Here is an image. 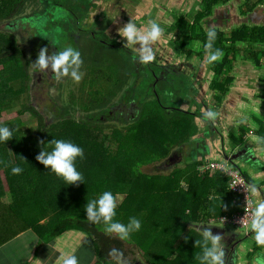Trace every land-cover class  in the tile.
Instances as JSON below:
<instances>
[{
    "label": "trees",
    "instance_id": "trees-1",
    "mask_svg": "<svg viewBox=\"0 0 264 264\" xmlns=\"http://www.w3.org/2000/svg\"><path fill=\"white\" fill-rule=\"evenodd\" d=\"M30 1L0 0V23L20 15ZM222 1L227 0H204L206 11L195 20H191L189 15L179 16L172 24V27L179 30L173 45L177 47L181 44L182 52L186 42L198 37L203 43L200 50L203 49L206 53L203 48L206 35L199 20L203 15L210 14L212 8ZM47 2L65 12V15L58 16L59 23H63L64 19L65 23L75 28L76 25L79 26L80 20H84L76 13L78 8L76 10L74 5L70 11L62 0ZM23 18L31 21L36 16L30 14ZM99 18L92 21L96 23ZM34 22L38 25L36 20ZM197 23L200 24L198 31ZM255 31L254 28L251 33L260 37L261 32ZM102 34L106 35L103 30ZM247 35L245 27H239L231 37L216 31L212 48L222 49L223 56L212 62L213 67L209 70L215 77L209 87L218 88L217 102L232 85L231 79L234 77L228 73L234 67V62L241 57L238 41L245 42ZM75 38L77 39L70 45L79 50L82 60L80 68L82 65L86 67V77L78 86L77 93L70 91V98L54 107L55 118L48 121L45 114L32 104L30 88L35 75L30 73L29 67L41 47L46 48L47 52L48 46L54 45L47 43L50 42L49 39L41 42L37 52L31 54V60L24 53L16 36L0 32V114L19 104L18 115L14 119L0 122L9 125L10 129H16L10 139L0 142V166L6 170L9 185L5 201L2 200L5 192L0 183V245L27 229L38 234L39 245L54 242L68 230L75 229L86 233L93 240L97 258L94 264H110L118 258L126 260L129 252L133 253L134 247L125 248L126 240L119 239L115 233H106L102 222L94 224L88 221L84 209L87 202L98 197L102 191L110 190L116 198V193L122 191L119 188L125 186L127 194L121 205H117L113 220L121 222V215L127 216L130 206L135 204L132 202L139 198L136 210L138 209L137 214L140 216L137 218L143 223V230H146L140 231V237L142 239L147 237L148 232L155 231L154 238L159 241L162 249L163 256H157L160 260L152 264H193V259H198L202 252L203 243L200 237L192 235L190 225H203L209 229L207 217L213 214H231L242 205L228 189L229 176L219 170L214 173H201L198 170L200 157L187 161L184 168H176L173 172L177 173L176 176L173 173L163 174L158 164L150 165L155 160L164 161L172 152L183 155L184 142L201 130L200 127H205L202 121L207 119L203 117L201 109L207 110V101L204 98L198 103L194 97L196 90L192 73L196 75L193 72L195 67L193 71H188L189 68L183 66L182 73L188 81L187 86L185 83L181 87L178 85L176 90L175 84H171L174 80L169 77L171 74L161 73L162 77H159V69L152 70L151 64L156 66L158 61L135 62L132 59L134 54L122 52L120 47L121 54H115L108 49L115 45L109 47L102 42L99 45L105 47V50L101 49V52L94 44V36V42L87 44L86 50H80L78 36ZM70 39L72 40L71 36ZM59 47L63 46L59 44ZM192 49L186 51L187 60L195 54ZM55 51L57 49L52 50V53ZM124 55L130 56L129 62L123 58ZM148 64L150 70L143 66ZM218 79L223 84H219ZM121 91V99L113 104L112 100ZM190 93L192 97L189 96ZM190 104L193 108L187 111L183 105ZM27 112L35 124L24 128L20 115ZM238 129L241 130L239 133L232 129L227 136L232 143L238 144L244 140L248 126L243 123L238 125ZM256 133L264 137V128H258ZM52 139H68L83 148L84 157L77 158L76 166L82 172L84 182L66 184L61 177L36 160L35 157L44 144ZM14 164L19 165L23 171L12 174L10 168ZM144 166H152L154 171L147 172L142 169ZM183 183H186L185 186ZM160 191L168 193L167 196ZM209 192H212L211 198L208 197ZM123 208H127V212L120 214ZM169 225L170 228L167 227ZM186 248L193 250L190 257ZM111 249H118L123 255L110 253ZM256 249L254 244L253 250ZM199 251L201 252L196 255ZM174 253L176 260L171 259Z\"/></svg>",
    "mask_w": 264,
    "mask_h": 264
},
{
    "label": "rangeland",
    "instance_id": "rangeland-1",
    "mask_svg": "<svg viewBox=\"0 0 264 264\" xmlns=\"http://www.w3.org/2000/svg\"><path fill=\"white\" fill-rule=\"evenodd\" d=\"M81 1L85 2V0H62V2H64L66 5H68L70 11L72 10L73 5L78 7L79 4H81ZM93 1H97L96 4L98 3V0H93ZM127 1H129L132 6L129 3L125 2L124 0H123V2H122V0H117L116 1L117 3L115 1H113L111 4L108 2L109 5L107 6V8L103 7L102 8L103 10L100 11L101 13H97L98 10L96 8H90L89 9L90 13L87 15L88 17L86 18V20H82V21L80 20L78 23L79 26L76 25L75 28H72L69 24L64 22V19H63V23H59L60 21L58 19L59 18L58 16L65 15V12L62 9L60 10L57 6L52 7L50 5V2H47V0H31L26 5V8L24 9V11L20 15L14 17V18H10V19L1 21L0 32L11 33L14 36H16L18 38V41H19L21 48L23 49V51L27 55V57H29V59H31L30 58L31 54L37 52L38 46L42 45V44H40L41 42L49 39L50 42H47V43L53 44L54 46H56V47H54L52 45H49L48 46L49 50H47V52H46V54H48V53H52V50H54V49L61 48V47H59V44L63 47L71 46L70 44H73V40L77 39V38H75L76 35L78 36L77 44L80 46V50H86V48L88 47L86 45L87 44L90 45V43L92 41L94 42V40L92 39V36H94V38L96 39L94 44L96 46H98L100 51H101V49L103 51L105 50V49H103L105 47H103L102 45H99V43L102 42V44L109 46V47L111 45L115 44V46L110 47L108 49H110L115 54H121V49L119 48V46L121 45V40H117V39L115 40V39H112L111 37H113L114 33H117L118 29L120 27H122L125 23H127L130 19H132L141 30H144L146 28V26L150 20H155L156 22L160 23L161 27L163 28V32H162L161 37L158 39V41L164 43V42H167V40H170V41H173L175 39L177 40V38H176L177 37L176 36L177 31H171V30L165 28V26L162 25L161 22L162 21L164 22V20H166V22H171V21L174 22L176 16L180 15V13H181V15H186V13H188V15H189L187 7L182 8L184 10L183 12H181V9L178 10L176 8V6L172 7V5H174L176 3V2H174V0H172V1L171 0H127ZM136 1H137V4H136ZM124 2L127 3L126 6L128 8L132 9L131 14H129V15L127 14V12H125V9L123 10L124 5H122V3H124ZM52 3H54V2H52ZM98 4H100V2ZM175 9H177L178 11ZM174 10H175V12L177 11L175 14L176 16L173 14ZM67 12H68V10H67ZM138 13H140V15H139L140 17L135 19V14L137 15ZM30 14H31V16H33V15L36 16V18H33V19L31 18V21L30 20L26 21L23 17H26ZM191 14L192 13H190V15ZM107 15L114 17V20H115L114 23H111L107 19L102 18V17L107 16ZM21 17H22V19H21ZM93 17H95V19L98 17H100V18L98 19V21L96 23H94L93 21L91 23V19ZM62 18H65V17H62ZM35 20L38 22V25H35V22H34ZM30 22L33 24V26ZM35 28H37V30H35ZM102 30L104 32H105V30L107 32H109V36L107 34L103 35ZM115 30H117V32ZM39 32H41L40 35L38 34ZM70 36H71L72 40L70 39ZM82 36H84V37H82ZM100 39H102L103 41ZM115 42H117V46H116ZM191 43H192V41L186 42V44L184 46L185 51H188L192 48H196V46H194V47L191 46V45H194ZM201 43L202 42L198 41V43H197L198 48L201 45ZM176 45H177V43H176ZM137 46H138V44H137ZM162 46H164V45L162 44ZM169 46H170V44H169ZM174 47L176 49H178V48L180 49V50L178 49V53L181 52V44L177 45L178 48L175 45H174ZM128 49H127L128 50L127 53L132 52V54H134V55L138 54V49H136V48L135 49L134 48H131V49L128 48ZM34 50H36V51L34 52ZM160 50L163 51L164 53L167 51L166 48H164V47L160 48ZM196 50H198V49H192V51H195L194 52L195 56L191 57V61L193 62L191 64V67L194 64L193 67L197 66L198 68H200V72L198 69L195 77H192V80L195 82V87L198 88V90H196V92L194 93V97L196 98L198 103L201 102L204 98H206L207 103H209L208 108H211L215 112H217L216 118L214 120H212V122H214V124H215V121L218 120L220 117V120L217 123V125H218L217 127L220 128L219 126L223 123L222 126H224V128L220 129L221 135H218L217 141L219 142L220 141L219 138H221V136L226 135L225 140L228 142L221 143L219 145V147H221V145H223L224 148H228L230 146L234 147V146H236V144L232 143L229 140V138L227 137V135H230V132L232 129L234 131L237 130V127L239 125V123H237V122H238L240 116L249 115V111H247V110H250L251 108H253V106H251V104H250L251 102L249 101V99L245 100V99H247L246 97H244L245 99L243 98V100H241V102H238L236 96H233V94L232 95L226 94L223 99L218 101L219 102L218 103L217 100L212 95L213 89L211 87H208V85L210 83V79L211 80L214 79L215 76L211 75L212 72H210V70H209L212 68L211 64H209V66H208V64L205 61H203V59L207 60V53H204L203 49L199 50L198 52ZM134 55H132V57ZM120 56L122 58V55H120ZM184 56L185 55L182 54L178 58L185 60L186 57H184ZM123 58L125 60H127L128 62L130 60V56H128V55H124ZM161 58H163V57H161ZM35 60L31 61V65L29 67L31 70L30 73L35 75V76H33L32 86L30 88V90L32 91L31 92V100H32V104H34L38 110L43 112L45 114V117L48 119V121H50V120H53L55 118L54 117V107L56 105H62L64 102H66L68 100V98H70V96H69L70 91H74L75 93H77L78 86L80 85V83L82 82L84 77H86V67L84 65H82V67L79 68V71L81 73V79L78 82L73 81L69 76H64V77H61L59 80H57L54 78V73L52 76L50 69L46 70V71L38 70L36 68V65L33 63ZM154 64H155V62H154ZM95 65H98V64L96 63ZM143 66H145L149 70L152 68L153 71L154 70L156 71L159 69V77H162L161 73H164V72L160 71L163 68V66H161L159 64H156V66L151 64V68H150L149 64L143 65ZM137 67H140V66H137ZM182 68L183 67H181V69ZM39 76L41 78H38ZM179 76H180V78H177L174 75L169 76V77H172L174 79L173 81H171L172 82L171 84L172 85L175 84L174 88L176 90H178V88H177L178 85H180V87H181L185 83V86H187V81L184 79L185 75H183L181 73V75H179ZM37 80L40 82V84H38V86L36 87ZM218 80H219V84H223V82H221L222 81L221 79H218ZM146 81H148V80H146ZM231 82L233 83L232 79H231ZM200 83H202V84H200ZM168 85H170V84H168ZM229 90L231 91V89L228 88V91ZM170 92L171 91L169 90L168 93H170ZM258 93H259V91H258ZM122 94H123V92L121 91L120 95H118L116 98H114L112 100V103L113 104L118 103L122 97ZM237 94H239V93H237ZM179 99H180V97H178V100ZM260 99H261V97L259 98V100ZM220 102H221V104H220ZM233 105H236V108H233ZM121 106H122V104H121ZM124 106H125V104H124ZM183 106H185L184 108H186L187 111L190 110L189 108H191V109L193 108V107H191V104L190 105H183ZM18 108H19V104L15 105V107H13L10 110H3L0 114V122H4V121L14 119L18 115L17 114ZM196 109H197V107H196ZM115 114H117V113H115ZM123 114L126 115L125 112H123ZM229 116H234V117L228 118ZM20 118L24 122V125H23L24 128L32 126V125L34 126V124H35V121H33V119H31L28 112L20 115ZM114 120L117 122L120 121V119H114ZM227 122H229L231 125L229 126ZM205 123H207V120H205V121L203 120V124H205ZM258 123L260 124V120H258ZM231 126H234V127L231 128ZM214 128L215 127H213V130H214ZM200 129H201L200 133L197 132V134H202L204 130H207V132L209 134L208 137H206V135H207L206 133L203 134L204 137H206V139H207L206 142H204V145L205 146L211 145V140L213 139V136H212L211 131L210 132L208 131V125L206 124L204 128L200 127ZM199 139L201 142V138H199ZM247 141L248 140H247V136H246L245 143ZM244 144H239L238 146H241ZM195 153H196V147L190 148L189 153H188V150L186 149V147H184L183 152H182L183 155H181L182 158L180 157L179 154H178V157L177 156L175 157V155H172V158L170 159V162H169L168 157L171 156V154H170L164 161L157 162L155 160L150 165H157L158 164L159 165L158 168H159V170H162L163 174H166V175L169 174L170 175L171 173L174 172V170L186 167V165H187L186 162L189 161L190 159H192L194 157ZM196 155H197V153H196ZM183 158L185 159L184 161H182ZM179 159H181V160L179 161ZM212 159L217 160V161H225L224 156H222L220 154H216ZM166 160H168V161L165 162ZM177 163H179V164H177ZM227 163L230 165L229 161H227ZM142 169H144L147 172H153L154 171L152 166H144V167H142ZM241 170L249 173V171L247 169H245L244 167H242ZM176 174L177 173H173V175H175V176H176ZM0 183L3 187V191L5 192V194L2 197V200L6 201L7 198L5 199V197H7V194H8L7 191H8L9 185H8V178L6 177V170L1 166H0ZM185 184L186 183H183V186H185ZM120 189L122 191H119L118 193H116L117 194L116 195L117 205H121L124 196L127 194V188L125 186L119 188V190ZM161 193L165 194V196H167V194H168L165 192H161ZM132 203H135V204L130 206V212L131 213L130 212L127 213V216L121 215L122 216V220H121L122 223H127L129 217H132L134 215H135V217L140 216V214H137L138 209L136 210V207H137L136 205H137V203H139V198L135 199V201ZM125 212H127V208L126 209L123 208L120 210V214L125 213ZM144 224H147V223H144ZM142 225H143V223H141V228L139 229V231L131 233V236L128 239H125L127 242L125 244V248L132 249V247H134V249H133L134 250L133 253L135 254L134 256L137 255V257L141 258V261L144 262L143 264H152V262L156 263L157 260H160L157 258V256H163L161 254L162 249L160 248V243H159V241H157L156 238H154V236H155L154 232L155 231H153L151 233L148 232L146 234L147 237H144L141 239L140 231H142V232L146 231V230L145 231L143 230ZM167 227L170 228L171 225H169ZM229 228H234V227H229ZM240 230L242 233H244V231L246 229L241 228ZM149 231H151V230H149ZM192 235L198 236V237H200V240H203V236H202L201 232H197V231L192 230ZM26 239L28 240V243H29L30 239H31L30 235L29 236L26 235L25 237H23V240H26ZM244 242H245V240H244ZM246 242L251 243L250 238H247ZM247 243H246V245H247ZM197 246H196V248H197ZM247 246H249V245H247ZM86 248H87V246L85 247V249ZM32 249H34V246L32 247ZM186 250L188 253V257H190L193 253V250H190V248H186ZM200 252L201 251L197 252L196 255H198ZM32 254H33V252H32ZM123 262H121V263H123ZM118 263H120L119 260H118ZM111 264H117V262L114 260ZM193 264H200V261L195 257Z\"/></svg>",
    "mask_w": 264,
    "mask_h": 264
},
{
    "label": "crops",
    "instance_id": "crops-1",
    "mask_svg": "<svg viewBox=\"0 0 264 264\" xmlns=\"http://www.w3.org/2000/svg\"><path fill=\"white\" fill-rule=\"evenodd\" d=\"M174 2L176 3L172 5V7L176 6L178 10L181 9V12L184 11L182 8L187 7L191 20H195L197 16L206 11L204 0H174ZM176 12H173V14L175 15ZM190 13L192 14L190 15ZM186 15L188 16V13H186ZM179 16H181V13L180 15L176 16L175 22L177 19H179ZM199 22L201 24L200 27H202L205 33L206 29L211 26L215 28L217 32H223L226 37H231L239 27H245V30L247 31L248 35L247 39L245 38V42L238 41L241 47V57L237 62H234V67H232L231 71H229L228 73L229 76L234 77V79L231 87L229 88L231 89V91H227L226 94H233V96H236L238 102H241L244 97L247 98H244L245 100L249 99V101L251 102L250 104L251 106H253V108L250 107L251 109L247 110L249 111V115H247V120L244 122V124L248 126V132H246V135L249 136V140L252 142H248V150L251 151V153L254 152V154H257L260 150L262 151L264 147L262 141L258 142L256 139L257 137H261L259 133H256V130L261 127L264 128V29H262L264 28V0H227L219 2L212 8L211 13L208 15H203ZM200 24H196L197 31L199 28L198 25ZM254 28L256 29V33L257 31L261 32V38L255 37V33H251V30ZM190 41H194L196 43H198V41L202 42V40L198 37L191 38ZM202 44L203 43H201L199 48L196 45V48L193 49H198L199 51L202 48ZM191 46L194 47V45ZM183 52L186 51L183 50ZM241 58L244 59L241 60ZM203 61H205L208 66L209 64H211V67H213V64L208 63L206 59H203ZM181 67H183V65ZM181 67L178 68L180 73H182ZM51 74L53 76V73ZM211 75H213V73ZM236 92L239 94H237ZM260 97L261 99L259 100ZM233 108H236V105H233ZM201 110V113L205 111L203 109ZM233 117L234 116H229L228 118ZM258 120H260V124L258 123ZM207 121L210 122V124L212 123V120ZM227 123L229 126L231 125L229 122ZM222 124L220 125V127L224 128ZM233 127L234 126H231V128ZM208 129L211 130L210 128ZM199 131L200 130H198V132ZM215 132V128L214 130H211L212 134H214ZM197 135H199V138L201 137V134L194 133V135H192L188 141L184 142L185 144H183V148L186 147L188 153L190 152V148L195 147L196 143H198V138L196 137ZM221 143L222 141L220 139V141L216 145H220ZM209 146L211 147V145ZM196 147V150L198 148L201 149L199 144ZM261 156L262 157H258L257 155L256 160H247L249 166L251 167L249 171L251 172L254 180H252V177H249L246 173L243 174L249 181L259 182L261 184V189H264V179L260 181L261 178H264V154H261ZM199 157L201 159V155H199L198 158ZM194 159L197 160L196 153L190 160ZM205 159H198L199 167L200 165L204 164L203 162L206 161ZM209 159L214 160L212 158ZM199 167L198 170L201 173L207 172L201 171ZM215 171L209 172L214 173ZM261 189H258L255 194L252 193L255 201L259 200V192ZM208 197H212V192H209ZM222 216L223 215L216 216L213 214L210 217H207L206 224L210 226V231L212 227H218L220 226V224H222L220 220ZM229 226L231 227L232 225ZM190 227L192 228V230L201 233L204 229L203 225L197 224H195L194 226L190 225ZM26 235H30L31 237L29 243L27 239L23 240V237H25ZM251 237L250 235L249 237H247L250 238L251 243L246 242L247 238L244 239L245 242L242 245L244 249L239 252V259H241L244 264H251L253 256L257 251H259L258 248L256 250H253L255 243L253 240V236ZM38 238L39 237L36 232L31 229H27L4 242L2 245H0V264H60V257L62 255H70L72 253H75L77 255L79 264H94L96 262L97 258L93 240L89 238L86 233L80 230H68L66 233L56 238L54 242L46 243L44 245H39ZM201 242L203 243V240H201ZM246 243L249 246H247ZM31 246H34V249H32ZM86 246L87 248L85 249ZM176 257V253H174L172 254L171 259L176 260ZM118 260L120 261V263H118ZM115 261L117 262V264H125V261L123 259L120 260L118 258Z\"/></svg>",
    "mask_w": 264,
    "mask_h": 264
},
{
    "label": "clouds",
    "instance_id": "clouds-1",
    "mask_svg": "<svg viewBox=\"0 0 264 264\" xmlns=\"http://www.w3.org/2000/svg\"><path fill=\"white\" fill-rule=\"evenodd\" d=\"M118 32L121 37L126 38L124 47L138 49V54L133 59L138 60L140 63H148L154 59L155 53L152 45L161 37L163 28L160 23L155 20H150L146 28L141 30L130 19L118 29ZM205 35L206 42L203 48L207 53V62L212 63L220 60L223 56L222 49L216 48L213 50L212 48L213 41L216 39L215 28L209 26L206 29ZM137 44L139 45L138 47L136 46ZM33 63L40 71L50 69L51 73H54V78L57 80L64 76H69L73 81L77 82L81 79V73L79 71L82 63L81 54L78 49L72 46L57 48V51L48 54H46V48L41 47ZM202 115L211 121L216 118L217 113L209 108L203 111ZM246 120L247 116L242 115L237 123L243 124ZM15 130V128L10 129L7 124H0V142L10 139ZM244 136L246 139V135ZM256 139L258 142L264 141V137H257ZM78 157L81 159L84 157V150L79 144L68 139H52L44 144L35 158L49 171L61 177L66 184H72L78 181L84 182L83 174L76 166ZM201 159L210 160L205 156ZM230 165L235 166L232 162H230ZM235 167L240 169L238 164ZM10 171L12 174H19L23 169L19 165L14 164L11 166ZM251 191L255 194L258 189L255 185H252ZM116 207L117 203L114 194L110 190H104L98 197L87 202L84 208L86 219L94 224L102 222L105 225L104 230L106 233H115L122 240L128 239L130 233L139 231L141 228V220L135 216L129 217L127 223L113 220V217L116 215ZM246 228L253 234L254 243L259 249L253 256L251 264H264V199H259L254 204L251 220L246 225ZM202 236V252L198 257L200 264H225L221 236L213 234L208 228L202 230ZM110 253H116L119 256L123 255L118 249H111ZM60 264H79L78 257L75 253L62 255L60 257ZM233 264H235L234 261Z\"/></svg>",
    "mask_w": 264,
    "mask_h": 264
},
{
    "label": "flooded vegetation",
    "instance_id": "flooded-vegetation-1",
    "mask_svg": "<svg viewBox=\"0 0 264 264\" xmlns=\"http://www.w3.org/2000/svg\"><path fill=\"white\" fill-rule=\"evenodd\" d=\"M113 1L116 2L117 0H98V3L100 2V4H98V3L96 4L97 1L85 0V2L84 1H81V4H79L78 7L77 6H74V8L76 10L78 8V11H76V13L79 14L80 17H83L84 20H86V18L88 17L87 15L90 13V11H89L90 8H96L98 10L97 13H101L100 11L103 10L102 8L103 7L107 8V6L109 5V3L111 4ZM124 1L127 2V3H129L131 5V3L129 1H127V0H124ZM122 2H123V0H122ZM125 2L122 3V5H124L123 10L125 9V12H127V14L129 15V14H131L132 9L131 8H128L126 6L127 3H125ZM81 9H82V11H80ZM81 12L83 13V15H82ZM139 15H140V13H138L137 15L135 14V19L139 18L140 17ZM102 18H106L111 23H114V21H115L114 20V17L108 16V15L107 16H104ZM94 19H95V17H93L91 19V23H92V20H94ZM161 24L164 25L165 28H167V29H169L171 31H177L175 29V27H172L173 26L172 25L173 24L172 21L171 22H166V20H164V22L162 21ZM115 31L117 32V30H115ZM105 33L109 36V32H107L105 30ZM176 36H177V33H176ZM111 38L112 39H115V40L116 39L117 40H121V45L119 47L122 49V52L123 51L124 52H127L129 50L128 48L124 47V41L126 40V38L121 37L118 32L117 33H114L113 37H111ZM175 40H173V41L167 40V42H164V43L163 42H159L158 40L156 42H154L153 45H152V47H153L155 56H154V59L152 61L156 60V61H158V64L159 65L163 66V68L160 71H162L164 73H167L168 72L171 75L174 74L176 76H179V75H181L180 72H179V70H178V68L180 66L183 65V66L189 68L188 71H191V70L193 71L194 64L191 67V64L193 63L191 61V57H193V56H190V58L188 60H186L187 59V57H186V59L184 61H182L183 59L178 58L182 54L186 55L187 53L186 52H183V51L180 52V53H178V50H176L175 47H174V45H173V42ZM115 43H116V46H117V42H115ZM161 43L164 46H162ZM169 44H170V46H169ZM192 44H194V46L197 45V43L194 42V41L192 42ZM163 47L166 48V50H167L165 53L160 50V48H163ZM128 54H132V52H130ZM161 57H163V58H161ZM135 62H136V60H135ZM138 63H139V61H138ZM194 70H195V68H194ZM38 78H41V77L39 76ZM38 80H37V84L38 83L40 84V82ZM37 84H36V87L38 86ZM200 84H202V83H200ZM194 89L195 90H198V88H196L195 85H194ZM217 93L219 94L218 88H215V89L212 90V95H213V97L215 99H216ZM189 96L192 97V94L190 93ZM224 97H225V94H223L222 99ZM220 100H221V97H220ZM204 101H207V99L205 98ZM220 104H221V102H220ZM208 105H209V103H207V105L205 106V109H209L208 108ZM111 113H112V110H111L110 114ZM101 117H103V115H101ZM219 120H220V117H219L218 120L215 121V124H217L219 122ZM205 124H207L208 125V128L210 127V129H213V127H215V130H216V132L214 133V135H212L213 136V139L211 140V152H212V154H214V155L220 154V155L224 156V154H223V148H224L223 145H221V147H219V145H216L218 143V141H217L218 135H221L220 129H223V128H221L220 126H219L220 128H218L217 127L218 125H215L214 122H212L211 125H210L209 122L207 121V123H205ZM240 131L241 130L238 129V127H237L236 133H239ZM245 135H246V133H245ZM247 138H248L247 139L248 142L250 143L251 141L249 140L250 139L249 136H247ZM219 139H221L222 143L223 142H228V141L225 140V137L224 136H221V138H219ZM206 140H207L206 138H205V140L204 139H201V142L199 143V141H198V143H196V146H198V144H199V146L202 148L203 145H204V142H206ZM262 143H263V141H262ZM246 146H247V144H246ZM233 150H235V153L237 152V154L240 153L239 147H233ZM251 154H252V158L250 160H256L257 155H258V157H262L261 154H264V152H262L260 150L257 154H254V152H252ZM172 155H175V157L176 156L178 157V155L176 153H174V152L172 153ZM172 155L170 157H168L169 162H170V159L172 158ZM255 202H257V201H255ZM229 227H230L229 224H220V226H218V227H212L211 232L213 234H217V235H220L221 236V243L223 244L225 264H233V261L235 262V264H243L244 262H242L241 259H239V252L244 249L243 246H242L244 244V239H246L247 237H249V235L250 236H253V234L251 233V231H248L247 228H243V229H246V230L244 231V233H242L241 230H240L242 227H238V226H231V227H234V228H229ZM134 255H135L134 253L129 252L128 258L126 259L127 261L124 260L125 261V264H143L144 263V262L141 261V259L139 257H137V255L136 256H134Z\"/></svg>",
    "mask_w": 264,
    "mask_h": 264
},
{
    "label": "built area",
    "instance_id": "built-area-1",
    "mask_svg": "<svg viewBox=\"0 0 264 264\" xmlns=\"http://www.w3.org/2000/svg\"><path fill=\"white\" fill-rule=\"evenodd\" d=\"M201 171L220 170L225 175L229 176L228 189L239 199L241 208L231 214H224L220 220L222 224H229L246 228V225L251 220L252 208L254 207V198L248 181L241 170L233 165H229L225 161L206 160L200 165Z\"/></svg>",
    "mask_w": 264,
    "mask_h": 264
},
{
    "label": "water",
    "instance_id": "water-1",
    "mask_svg": "<svg viewBox=\"0 0 264 264\" xmlns=\"http://www.w3.org/2000/svg\"><path fill=\"white\" fill-rule=\"evenodd\" d=\"M196 67H195V70L193 72H197L198 71L199 68L198 67L196 68ZM199 72H200V70H199ZM192 77H195V73H192ZM210 131L211 130H209V132ZM205 133L207 134L206 137H208L209 134L207 132H203L200 138H203L205 140L206 137H204V135H203ZM197 138H198V141H200L199 135L197 136ZM245 141H246V139L244 138V140H242V142H240L238 144L234 143V144H236V146H234V147H239V149H240L239 150L240 151L239 154H237V152L235 153V150H233V147L232 146H230L228 148H223V154H224L225 161H229V162H232V163H236L241 168L244 167L245 169H247L249 171V169L251 167L249 166V163H248L247 160L248 159L250 160L252 158V154H251V151L248 150V146H246V144H248V141L246 143H245ZM244 143H245V145L238 146L239 144H244ZM262 152H264V147H263ZM196 153H197L196 156L198 157L199 155H201V158L204 157V156L205 157H208V158H213L215 156L211 152V147L210 146H205V145H203V147L201 149L198 148L196 150ZM242 172L243 173H246L249 177H252L250 171H249V173L244 172V171H242ZM251 179L254 180L253 177ZM263 179L264 178H261L260 181H262ZM246 180L248 181V183L250 185V188H251L252 185H255L257 187V189H261V184L259 182L249 181L247 179V177H246ZM259 196H260L259 199H264V189H261L260 190Z\"/></svg>",
    "mask_w": 264,
    "mask_h": 264
}]
</instances>
